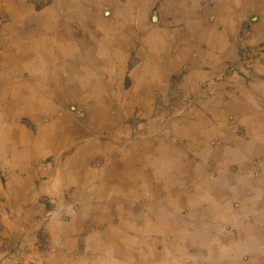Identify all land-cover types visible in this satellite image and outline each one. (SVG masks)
I'll use <instances>...</instances> for the list:
<instances>
[{
  "label": "rangeland",
  "instance_id": "rangeland-1",
  "mask_svg": "<svg viewBox=\"0 0 264 264\" xmlns=\"http://www.w3.org/2000/svg\"><path fill=\"white\" fill-rule=\"evenodd\" d=\"M39 1L40 3L34 5L35 8L45 9L36 13L32 7L26 9L23 5H18L21 14L11 21L12 28L28 29L26 37L14 36V32L13 34L10 32L9 25L6 27L9 35L1 34L0 37L2 49L0 60L11 63L6 66L0 64V184L2 187L6 186L2 195L5 200L0 197V264H44L42 255L44 256V253L51 249L46 240L45 222L51 234L60 235L68 227V232L73 233V224L79 223L78 225L81 226L89 219L82 210L74 214L67 208L69 201L77 197L78 194L75 192L83 185L79 182L78 187L77 184H73L75 182L68 179L74 176L77 151L65 164L61 165L59 159L65 147L69 150V145L85 136L84 131L91 133L108 128L107 125L116 117H107L106 109L110 114L118 109L127 113L129 110L140 109L139 112L144 114L150 108L166 109L169 113L164 111L159 117H154L144 130L159 128L161 131L168 127L179 137L181 149L193 155L190 156L193 161H196L194 157L199 158L197 152L200 147L207 148L206 152L202 151L199 162L188 164L190 165L189 184L193 185L194 179L197 183L200 182L195 178L196 176L194 177L195 173L203 180L202 187L197 184L196 188L206 193L213 190L210 187L212 182L214 186L223 185L222 182L225 180L229 183L233 175L225 171V166H229L230 163L214 165L211 159L216 156V148H219L222 158L225 156V160L227 157L236 160L234 157L237 149H231L228 145L219 147L217 144L213 146L209 144V140L215 136L221 138L219 131H222V118H218V112L225 107L226 100L215 98L213 94L209 95L207 91L209 88L214 90L216 86L219 88L221 85H214L213 80L207 79L214 75L217 77L231 75L232 72L237 71V66L193 69L188 64L195 58L190 59L188 54L194 51L199 55L201 51L194 47L201 45L198 40L202 41L208 32H212L205 28L206 24L220 22L218 31L229 32L231 38L234 33L240 37L236 40L242 47L237 63L242 62L245 66L243 69L249 72L251 69L247 64L251 60L263 65L258 60H261L260 56L264 54V0H249L253 1L254 5L246 17L240 14L238 0H197L204 7H199L190 0V15L183 19L180 17L170 20H145L143 11L134 15L136 5L131 3V6L129 4L119 8L116 16L109 22L103 19L100 12L105 0H89V3L86 0L96 13L84 11L85 5L82 2L76 3V0H53V3L51 0ZM250 5L252 4L249 3V7ZM195 8L197 16L194 15ZM144 9L142 6V10ZM104 10L107 11V8ZM4 23L8 22H0V27ZM29 30L35 32V35L32 31L30 35ZM21 31L23 32L22 29ZM187 36L189 38L185 40ZM25 38L31 40L27 42ZM186 41L190 42L185 45L189 50L183 49ZM10 42L12 48H8ZM64 58L66 60H63ZM179 65L187 67H179ZM107 66L110 72L108 87L106 77L103 75ZM15 67H23V69L21 72L17 70L14 74ZM245 75L247 73L243 71L241 76ZM204 80L207 81L204 83ZM34 91L38 94H33ZM75 99L84 106L79 105ZM52 102L59 104L67 116L64 114L61 117L57 116L58 107ZM40 119L41 124L36 129L35 124ZM236 120L239 121V118ZM114 122L118 125L116 121ZM233 122L235 123L234 119ZM240 124L242 125V122ZM43 129L45 132L42 131ZM246 130L250 132L251 129ZM49 132L52 133L49 135ZM247 144L245 150L251 154L253 163L264 174V163L261 161L264 152L257 147V142ZM244 154L240 156L245 157ZM239 157L240 162L242 160ZM242 165L237 163L239 168ZM209 173L213 175L212 178L209 177ZM261 173L256 174V177L263 176ZM44 176L48 178L56 176L54 181L51 180L54 184L53 188L49 186V181L41 182L45 179ZM79 176L78 179H85V176ZM5 177H8L6 185ZM215 179H219L221 184H216ZM259 180L249 178L250 186L254 191L260 189L264 183ZM74 186L78 187L77 190ZM68 189H71V193L73 191V197L70 196L68 201L65 193V199L62 200V190L69 192ZM44 193L53 194L54 203L59 206L57 211H53L55 205L52 199L43 196ZM202 207L203 212L209 208L206 205ZM42 209L44 211L41 213ZM62 211H67L68 215H64L67 213ZM79 214L81 221L77 218ZM50 219L52 221H48ZM62 219L70 222L62 224ZM88 230L91 231L92 227ZM99 230L102 231V228ZM205 240L207 241L208 238L205 237ZM63 245L57 251L64 247ZM57 251L48 257V264L52 262ZM213 253L212 251L211 254H207L203 260H200V264L252 263L250 260L244 261L242 255L221 259L227 263L214 262Z\"/></svg>",
  "mask_w": 264,
  "mask_h": 264
},
{
  "label": "crops",
  "instance_id": "crops-1",
  "mask_svg": "<svg viewBox=\"0 0 264 264\" xmlns=\"http://www.w3.org/2000/svg\"><path fill=\"white\" fill-rule=\"evenodd\" d=\"M77 1L76 3L82 2L85 5L84 11L96 13L88 4L89 0L88 3L86 0ZM193 2L199 7H204L197 0ZM36 3L40 1L0 0V22H8L1 25L0 37L1 34L9 35L7 25L11 28L10 32L12 34L14 32V36L26 37L28 29L23 27L22 32L20 28H12L11 21L21 14L18 5H23L26 9L32 7L36 13L45 9L37 10L34 6ZM131 3L136 5L134 15L143 11L145 20H170L180 17L183 19L190 15V0H105L100 12L103 19L109 22L116 16L119 8L129 4L131 6ZM249 3L252 4L250 7ZM253 5V1L238 0L240 14H244L245 17ZM247 7L249 9L246 11ZM106 8L107 11L104 10ZM194 15L197 16L196 8ZM219 26L220 22L206 24L205 28L212 32H208L202 41L198 40L201 45L194 47L201 51L199 55L194 51L188 54L190 59L195 58L188 66L193 69L237 66V71L232 72L231 75L218 77L214 75L207 79L213 80L214 85H221L219 88L216 86L214 90L209 88L207 90L209 95L213 94L215 98L226 100L225 107L218 112V118H222V131H219L221 138L215 136L209 140V144L211 146L217 144L219 147L228 145L231 149H237L234 157L236 160L229 157L225 160V156L222 155L224 159L221 157V150L216 148V156L211 162L214 165L230 163L229 166H225V171L233 175L230 182L225 180L222 182L223 185H219L220 180L215 179V183L219 186H214L212 182L210 186L213 188L212 193H206L196 188L197 184L202 187L203 180L195 173L194 177L196 176L195 178L200 182L197 183L194 179L193 185L189 184L190 165L188 164L199 162L202 151L206 152L207 148L200 147L197 152L199 158L194 157L196 161H193L190 159L193 155L181 149L179 137L168 127L161 131L159 128L145 131L146 125L154 117H159L164 111L169 113L166 109L150 108L145 114L139 112L140 109L129 110V113L118 109L110 114L106 109V116L116 117L114 121L118 125L111 120L107 129L91 133L86 130L84 137L69 145V150L65 147V150L61 151L64 152L59 159L61 165L70 160L77 151L74 176L68 179L75 182L74 185L78 186L79 182L84 185L79 188V192V189L77 190L79 186H74L77 190L75 193L78 194L76 198L73 197L71 189H68L69 192L62 190L61 198L64 200L66 193L69 201V197L72 196L73 199L67 206L69 212L75 214L82 210L89 219L81 226L78 225L79 223L73 224V233L68 232V227L60 235L51 234L45 222L46 240L52 250L42 255L44 264H48V257L52 256L62 244L64 247L57 251L53 258L54 262L52 260L49 264H197V261L200 264V260L212 251L214 262L219 263L223 261L221 259L242 255L244 261L250 260L251 264H264V183L255 191L249 183V178L264 182V174L253 163L251 154L245 150L248 142L250 144L257 142V147L264 152V54L262 53L261 60H258L263 65L257 64L254 60L247 64L252 75L249 74V70L243 69L245 66L242 62L237 63L239 51L242 49L236 41L240 39L239 35L234 33L231 38L229 32L218 31ZM31 31L30 35H35V32L32 31L31 34ZM69 35L72 36L70 33ZM188 38L187 36L185 40ZM186 44L190 42L186 41L183 49H187ZM8 48H12L11 42ZM5 57L7 58L6 54ZM5 63V60H0V64L4 66L11 65ZM179 67L187 66L179 65ZM22 69L23 67H15L13 72L16 74L17 70L21 72ZM105 69L103 75L106 77L108 87L109 66ZM243 71L247 75L241 76ZM106 98H108L107 94ZM78 102L79 105L84 106L80 101ZM53 105L58 107L57 116L66 115L59 104L56 105L54 102ZM85 111L87 112L86 109ZM57 116L55 115V118ZM236 118H239L242 125ZM39 124L41 119L35 124L36 129ZM110 125L113 126L109 127ZM247 128L251 129V133L246 130ZM199 138L197 140H202ZM243 153L245 157L240 156ZM238 157L242 161L239 162ZM262 158L261 161L264 163V155ZM235 162L243 165L239 168ZM78 173L82 177L85 176V179H78L80 177ZM258 173L263 176L258 177ZM44 177L45 179L40 181H49V186L53 188L54 184L51 180L54 181L56 176ZM209 177L212 178L213 175L209 173ZM7 181L8 177H5V185ZM5 188L6 186L2 187L0 184L1 198ZM52 195L43 194L52 199L55 205V198ZM201 205L209 206L208 210L203 212ZM54 207L52 210L55 212L59 206ZM43 211L40 210L41 213ZM62 212L67 213V211ZM77 218L79 221L82 220L80 214ZM69 222L61 220L62 224ZM89 227H92L91 231L88 230ZM100 228L102 231L99 230ZM205 237L208 238L207 241Z\"/></svg>",
  "mask_w": 264,
  "mask_h": 264
},
{
  "label": "bare ground",
  "instance_id": "bare-ground-1",
  "mask_svg": "<svg viewBox=\"0 0 264 264\" xmlns=\"http://www.w3.org/2000/svg\"><path fill=\"white\" fill-rule=\"evenodd\" d=\"M49 18H50V17H49ZM50 19H51V18H50ZM50 19H48V20H50ZM48 20H47V21H48ZM54 20H55V19H54ZM45 21H46V20H45ZM55 21H56V20H55ZM43 22H44V21H43ZM53 22H54V21H53ZM46 23H48V22H46ZM129 23H131V22H129ZM48 24H49V23H48ZM97 25H98V24H97ZM45 26H46V25H45ZM46 27H47V26H46ZM48 27H49V26H48ZM50 27H51V26H50ZM126 27H127V26H126ZM131 28H132V27H131ZM120 29H121V28H120ZM126 29H127V28H126ZM47 30H48V29H47ZM104 30H106V29H104ZM108 31H109V30H108ZM94 32H95V31H94ZM120 32H121V31H120ZM125 32H126V31H125ZM90 33H91V32H90ZM113 33H114V31H113ZM121 33H122V32H121ZM150 38H151V37H150ZM150 38H149V39H150ZM150 40H151V39H150ZM147 41H149V40H147ZM151 41H152V40H151ZM44 42H46V41L44 40ZM120 42H121V41H120ZM102 43H103V42H102ZM147 43H148V42H147ZM122 44H123V43H122ZM51 47H52V46H51ZM55 47H56V46H55ZM41 50H42V49H41ZM48 50H49V49H48ZM65 50H66V49H65ZM65 50H64V51H65ZM43 51H45V50H43ZM50 51H51V50H50ZM67 51H68V50H67ZM74 51H75V50H74ZM48 52H49V51H48ZM55 52H56V51H55ZM60 52H61V51H60ZM120 52H121V51H120ZM42 53H43V52H42ZM49 53H50V52H49ZM51 53H53V51H52ZM46 54H47V53H46ZM46 54H45V55H46ZM71 54H72V53H71ZM48 55H49V54H48ZM63 55H64V54H62V56H63ZM72 56H73V55H72ZM47 57H48V56H47ZM49 57H51V56L49 55ZM55 58H56V59L58 58V54L55 55ZM50 59H51V58H50ZM53 60H54V59H53ZM61 60H62V59H61ZM61 60H59V61H61ZM63 60H66V59L64 58ZM36 62H38V61H36ZM59 63H60V62H59ZM62 63H63V62H62ZM62 63H61V64H62ZM105 63H106V62H105ZM32 64H33V62H32ZM52 64H53V63H52ZM78 64H79V62H78ZM102 64H103V63H102ZM56 65H57V64H56ZM56 65H55V66H56ZM65 66H66V64H65ZM81 66H82V65H81ZM41 67H42V66H41ZM65 68H66V67H65ZM82 68H83V67H82ZM60 69H61V68H60ZM52 71H54V70H52ZM62 71H63V70H62ZM76 71H77V70H76ZM44 72H45V71H44ZM49 72H51V71H49ZM49 72H48V74H49ZM63 72H65V71H63ZM67 72H68V71H67ZM59 73H60V72H59ZM64 74H65V73H64ZM0 75H1V74H0ZM41 75H42V74H41ZM41 75H40V76H41ZM49 75H50V74H49ZM61 75H62V74H61ZM18 76H19V75H18ZM36 76H37V75H36ZM44 76H45V74H44ZM47 76H48V75H47ZM59 76H60V75H59ZM58 78H59V77H58ZM78 78H79V77H78ZM43 79H44V78H43ZM46 79H47V78H46ZM59 79H60V78H59ZM81 79H82V78H81ZM16 80H17V79L15 78V81H16ZM78 80H79V79H78ZM85 80H86V79H85ZM90 80H91V79H90ZM81 81H83V80H81ZM86 82H87V81H86ZM86 82H85V83H86ZM15 83H16V82H15ZM80 83H81V82H80ZM82 83H83V82H82ZM13 84H14V83H13ZM16 84H17V83H16ZM18 84H19V83H18ZM61 84H62V83H61ZM86 84H87V83H86ZM86 84H85V85H86ZM32 85H33V84H32ZM35 85H36V84H35ZM14 86H16V85H14ZM60 86H61V85H60ZM16 87H17V86H16ZM23 87H24V86H23ZM31 87H32V86H31ZM81 87H82V86H81ZM20 88H21V87H20ZM29 88H30V87H29ZM34 89H36V88H34ZM68 89H69V88H68ZM78 89H79V88H78ZM24 90H25V89H24ZM30 90H32V89L30 88ZM30 90H29V91H30ZM80 90H81V89H80ZM37 91H38V90H37ZM52 91H53V90H52ZM62 91H63V90H62ZM93 91H94V90H93ZM30 92H31V91H30ZM68 92H69V91H68ZM74 92H75V91H74ZM80 92H81V91H80ZM35 93H36V92L34 91L33 94H35ZM55 93H56V92H55ZM75 93H76V92H75ZM75 93H74V94H75ZM91 93H92V92H91ZM93 93H94V92H93ZM25 94H26V93H25ZM31 94H32V93H31ZM37 94H38V92H37ZM37 94H35V95H37ZM44 94H45V93H44ZM74 94H73V96H74ZM85 94H87V93H85ZM94 94H95V93H94ZM28 95H29V94H28ZM25 96H26V95H25ZM29 96H30V95H29ZM41 96L43 97V95H41ZM46 96H48V95H46ZM19 97H20V96H19ZM27 97H28V96H27ZM44 97H45V96H44ZM87 97H89V96H87ZM87 97H85V98H87ZM92 97H93V95L91 96V98H92ZM33 98H34V97H33ZM47 98H48V97H47ZM47 98H46V99H47ZM53 98H54V97H53ZM30 99H31V98H30ZM35 99H36V97H35ZM43 99H44V98H43ZM28 100H29V97H28ZM28 100H26V101H28ZM33 100H34V99H33ZM41 100H42V99H41ZM90 100H92V99H90ZM35 101H36V100H35ZM16 102H17V101H16ZM18 102H19V101H18ZM32 102H33V101H32ZM32 102H31V103H32ZM46 102H47V101H46ZM46 102H45V103H46ZM40 103H41V102H40ZM43 103H44V102H43ZM45 103H44V104H45ZM18 104H20V103H18ZM29 104H30V103H29ZM46 104H47V103H46ZM32 106H34V105H32ZM22 107H23V106H22ZM34 107H35V106H34ZM34 107H33V108H34ZM37 107H38V106H37ZM45 107H46V105H45ZM30 108H31V107H30ZM31 109H32V108H31ZM43 110H44V109H43ZM40 111H42V110H40ZM33 115H34V114H33ZM10 128H11V127H10ZM50 129H52V128H50ZM94 130H95V129H94ZM42 131L45 132L44 129H43ZM51 131H52V130H51ZM16 132H17V131H16ZM46 132H47V131H46ZM52 132H53V131H52ZM52 132H51V133H52ZM41 133H42V132H41ZM51 133L49 132V135H50ZM6 135H7V133H6ZM42 135H44V133H43ZM47 135H48V133H47ZM47 135H46V137H47ZM10 136H11V135H10ZM39 137H40V136H39ZM39 137H38V138H39ZM46 137H43V139L46 138ZM56 137H57V136H56ZM6 138H7V137H6ZM18 139H19V138H18ZM43 139H42V140H43ZM46 139H47V138H46ZM61 142H62V141H61ZM19 143H20V142H19ZM209 157H210V156H209ZM239 160H240V159H239ZM222 165H223V164H222ZM109 252H110V251H109Z\"/></svg>",
  "mask_w": 264,
  "mask_h": 264
}]
</instances>
